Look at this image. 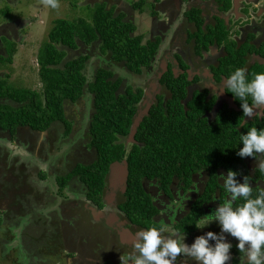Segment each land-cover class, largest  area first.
<instances>
[{
	"label": "trees",
	"instance_id": "16d2710c",
	"mask_svg": "<svg viewBox=\"0 0 264 264\" xmlns=\"http://www.w3.org/2000/svg\"><path fill=\"white\" fill-rule=\"evenodd\" d=\"M105 3H97L92 22L84 18L58 19L55 22L39 59V74L43 83L41 89L18 87L9 82L10 74L0 76V136L13 141L22 129L43 133L54 124L63 126L60 128L63 136L70 135L74 130V137H77L85 130L88 144L97 157L91 163H73L74 166H68L70 171L67 174L59 172L56 178L57 193L64 196L71 182L79 179L85 185L88 199L102 206L111 165L126 160L129 180L123 208L130 218L136 220L148 207L147 201L142 198L144 190L141 181L145 174L167 176L176 172L189 178L196 168L204 166L212 175L219 167L234 171L246 158L237 155L239 148L243 147L240 136L253 126L264 129V119L262 123L248 121L245 127H240L244 122L243 111L223 110L217 122L208 123L206 118H202L208 108L205 95L195 96L185 110L181 100L186 96V89L182 84L179 85L182 89L173 90L171 101L165 106L153 107L143 118L136 136L142 144L131 145L128 149L124 139L132 131L138 104L144 96L143 89L126 85L122 78H117L112 70L104 66L98 67L91 76V55L83 53V48L99 49L111 61L122 63L133 72L142 74L156 56L159 40L145 42L144 36L136 33L137 26L132 21L126 20L122 13L116 14L113 8H107L103 5ZM144 4L145 0L136 2L141 9ZM15 53L16 47L7 54L0 52V66L13 63ZM224 64L231 75L236 68L244 66L245 59L243 54L232 53ZM262 70L261 66L254 67L249 79L253 73ZM89 98L92 101V115L86 119L85 127L81 124V129L77 130L78 125L73 127L68 114L71 110L68 109ZM0 162L6 168L3 174L0 171V188L5 194V197L1 195V199L7 200L12 207L5 208L4 214L0 208V231L3 229L6 232L8 220L5 213L10 211L11 215H15L14 219L26 216L23 214L24 202L31 199V203L33 199L35 203L43 204L45 194L37 192L31 183L33 177L23 174L27 165L20 166V175L16 167L8 166L5 158ZM40 178L47 180L48 173L42 171ZM215 186L216 183H212L211 190ZM261 190L264 189L253 190V196ZM199 210L194 208L190 221L202 213ZM45 216L48 215L41 214L40 219ZM55 217L58 221V217ZM59 224L55 222L56 226ZM189 228L195 229V223ZM33 230L36 231L31 227L30 232ZM39 231H42L41 228ZM36 234L39 235L37 231ZM32 241L36 240L32 238ZM33 258L35 260L36 255L30 260Z\"/></svg>",
	"mask_w": 264,
	"mask_h": 264
},
{
	"label": "flooded vegetation",
	"instance_id": "af4514ba",
	"mask_svg": "<svg viewBox=\"0 0 264 264\" xmlns=\"http://www.w3.org/2000/svg\"><path fill=\"white\" fill-rule=\"evenodd\" d=\"M98 1L123 6L121 0ZM134 1L136 3L141 0ZM2 2L0 0V14L4 10L1 9ZM147 6L151 10L150 14L148 9H145ZM138 10L146 16V19L151 17L150 28L160 30V36L150 38L142 32H137L144 36L145 42L159 41L156 56L151 65L144 68V71L150 69V72L151 70L154 72L155 78H150V91L148 84L146 87L134 86L136 89L142 88L144 92L135 118L142 115L145 117L153 107L165 106L172 100L173 90L182 89L179 86L182 84L186 89V96L181 100L185 110L195 96L205 95L208 108L205 109L202 118H206L208 123L217 122L223 110L243 111L241 102L231 92L227 90L221 92L223 79L230 76L224 62L232 53L239 54V56L243 54L245 59L243 68L247 69L249 75L256 66H261L264 71V0H145L143 8L138 7ZM120 13L123 12H116V14ZM128 20L137 26L134 20ZM3 25L5 26L0 28V33L11 26V31L17 34L20 27L16 20L13 23L10 20L8 24ZM163 41L170 42L164 49H162ZM0 52L4 53L3 49L0 48ZM92 58L94 56L91 55ZM126 85L129 84L126 83ZM220 85L221 90L218 88ZM146 95L151 100H146ZM89 102L92 103L90 98ZM248 103L252 105L250 97ZM91 115L92 106L90 105L87 118H84L86 117L84 114L76 116L74 112L69 118L73 127L76 128L77 124V130H80L81 124L84 120L90 119ZM245 119L262 123L264 107L256 109L252 119L244 117ZM61 126L54 124L52 128L43 133L22 129L15 140H19L24 151L30 150L33 142L38 145L37 135L33 137L31 134H45L46 140L49 136L50 141L53 142L54 130H60ZM60 132L63 133L62 130ZM74 134L73 130L65 137L73 139ZM130 134L124 139L128 149L131 145L142 144L136 139L137 133L134 141L132 139L129 141ZM65 144H69L68 141ZM41 146L45 148V142L41 143ZM28 154L33 153L29 151ZM260 162H264V156L246 157L234 170L237 173V179L241 182L244 176L251 177L253 190L264 189V172L259 169ZM5 169L0 164L1 174ZM227 172L225 167H219L212 175L211 171L204 166L196 168L189 178H184L176 172H171L167 176H158L154 173L145 174L141 181L144 190L142 198L147 201L148 207L144 213H140L136 220L130 218L123 208L127 200L129 174L127 183L121 182L120 179L112 183L107 178L102 206L88 199L85 185L82 184L81 199L72 201L71 207L64 210L66 215L58 217V221L56 217L50 219L49 216H45L44 218L48 219L45 224L47 230L39 227L42 230L40 234L45 232L51 238L57 236V241H49V243L61 244L63 242L67 248H65L68 254L67 259L73 260L74 264H121V256L127 258L134 253L132 240L135 233L153 226L161 230L164 236L178 232L180 238L184 237L185 243L191 245L197 236L204 235L208 231L220 232V225L215 220L203 228H198L196 225H200L206 219L205 216L212 214L227 198L228 194L221 185L222 180L219 179L221 173L226 175ZM212 183H216L214 190H211ZM36 190L39 191L37 188ZM239 203L240 201H237V204ZM194 208L200 209L202 213L190 221L189 218L193 215ZM42 220L45 219H40ZM186 221L189 224L186 225ZM55 222H60V224L56 226ZM193 223L196 228L192 230L189 227ZM29 227L28 230L31 231L32 225ZM30 233L34 235H32L36 240L34 242L38 246L47 240L45 236L39 239L34 230ZM225 235L233 245L230 250L231 259L226 264H241V253L236 247L238 240L231 235ZM23 240H25L24 237ZM35 243H29L32 249H29V246L25 249V254L30 258L36 255L31 251L34 250L33 244ZM47 244L48 242L42 243L43 246ZM51 250L52 252L57 251L55 247ZM50 254L53 255V253ZM57 259L62 260V258ZM175 264H197V262L181 255L177 257Z\"/></svg>",
	"mask_w": 264,
	"mask_h": 264
},
{
	"label": "rangeland",
	"instance_id": "374dc122",
	"mask_svg": "<svg viewBox=\"0 0 264 264\" xmlns=\"http://www.w3.org/2000/svg\"><path fill=\"white\" fill-rule=\"evenodd\" d=\"M2 1L1 9L3 8L4 10H2L0 14V28L5 26L3 24H8L10 20L12 23L15 20L18 21L20 27L17 34L11 31V26L5 28L3 33H0V48L1 50L3 49L5 54L10 53L11 48L16 47L13 63L0 66V76L4 77L6 74H10L9 82L12 84H15L18 87H27L37 90L41 89L43 84L39 74V59L45 44L49 40V34L54 27L55 22L58 19L77 20L79 18H84L89 22H92L94 13L98 7L97 3L100 2L98 0H58L59 8L52 9L45 4V0ZM121 1L123 6H119L117 3L109 4L107 2L103 5L107 6V8H113L115 12H123L122 14L125 15V18L134 20L138 27V29H136L137 32H142L150 38L160 36V30L158 31L154 28V30H151L150 28L152 24V21L150 22L151 17L146 19V16L139 12L134 0ZM145 9H148V6ZM147 11L149 14L151 13L150 9ZM169 43V41H163L162 49L168 46L167 44ZM83 51V53L94 56L89 64V73L91 76L96 72L98 67L104 66L112 70L117 78H122L127 84L142 87H146L148 84L150 91L151 79L155 78L153 76V70L150 72V69H148L145 70L143 74H137L128 66L106 58V55L101 54L99 49H92L89 47L88 50L87 48H83ZM77 53L79 54V52H76V54ZM98 53L99 55H97ZM1 72L4 73L1 74ZM148 99H150V97L146 95V100ZM90 105L92 106L91 102L88 103L87 99H83L78 105H76V107L71 108L73 110L69 111L68 114L69 116H72L73 112L76 116L84 114L86 115L84 118H87ZM86 123L87 120H84L82 126L85 127ZM35 135H37L38 138V145L33 142L30 150L26 149V151L20 146L19 140L12 141L0 136V160L5 158V161L9 164L8 166L12 168L16 167L19 172L17 174L20 175L22 174L20 173V166L23 164L27 165L23 174L33 177L31 183L35 188L39 189L38 192L40 194H43L46 191V203H44V205L40 206V204L35 203V200L33 201V199L31 203V199L27 203L24 202L23 204L22 202L24 205L23 214H26V216L22 215V217L18 216L14 219L15 215H11L10 211L5 213L4 216L8 220V223L6 224L8 226H5V228L7 227L8 229L6 230L7 234H5L6 232L3 231V229L0 231V264H32L33 261H36L34 264H44L43 261L45 258H48L45 264L68 263L67 248L63 245V242H61V244H50L49 241L55 242L58 240L57 236L51 238V236L45 232L40 234V228L38 227L39 224H41V228L44 227L47 230L45 224L48 219L42 221H39V219L41 218V214L44 213L48 215L49 218L55 216L61 218L66 215L64 210L65 208L71 207L72 201L81 199L82 184L79 179H75L71 183L72 185L65 189L66 194H64V196L57 193L58 186L56 178L58 173L66 172L65 174H67V172L70 171L68 166H74L77 163H91L97 157L94 149L89 146V144H86V142L88 143V139L85 130L73 139H68L63 136L58 129L54 130L53 142L50 141L49 136V140H46V137L44 136L45 134H31L33 137ZM67 141L69 144H65ZM40 142L42 144L45 142V148L41 146ZM29 151L33 154H28ZM73 163L75 164L73 165ZM42 170L48 173L47 182L42 181L40 178ZM4 178L5 177L3 176L2 179ZM3 192L2 188H0V208L2 213L5 208H12L7 200L1 199V195L5 197ZM12 205L14 206L15 204L12 203ZM16 206H14V208H17ZM20 207L22 208L21 204ZM20 207L19 209H21ZM1 218H3V216ZM11 219L14 221L12 222ZM34 222H37V224H34ZM13 223L15 225H13ZM30 225H32V227H34L39 233V239L44 236V238H47V240H45V242H48L47 245L43 246L42 243H45L43 241L41 242V245L38 246L32 241L34 235L28 230L30 229ZM23 237L25 240H23ZM30 242L35 243L33 244L34 250H32L33 254L36 253L35 260L34 258L30 260V257L25 254L27 246H29V249H32L31 244H29ZM2 243L6 244L2 245ZM26 243H28V245H26ZM53 245H55L54 247L57 249L56 252H52L51 250L54 248ZM50 253H53L55 257L53 255L51 256ZM56 257L62 258V260L60 261Z\"/></svg>",
	"mask_w": 264,
	"mask_h": 264
},
{
	"label": "clouds",
	"instance_id": "9594fccd",
	"mask_svg": "<svg viewBox=\"0 0 264 264\" xmlns=\"http://www.w3.org/2000/svg\"><path fill=\"white\" fill-rule=\"evenodd\" d=\"M45 4L52 9L59 8L58 0H45ZM221 85L218 87L221 92L227 90L241 101L245 118L252 119L255 110L264 107V71L253 73L249 79L246 68H236ZM247 121L245 119L240 127H245ZM240 141L243 147L237 155L241 158L264 156V129L250 127L240 136ZM259 169L264 172V162L259 163ZM219 179L227 198L196 225L203 228L215 220L220 225L219 233L208 231L189 245L178 232L164 236L158 228L148 227L135 233L132 240L134 253L127 258L121 256V264H175L181 255L190 257L197 264H226L231 259L233 245L225 234L238 240L236 247L241 253V264H264V190L253 196L251 177L244 176L241 182L231 169L226 175L221 173ZM237 201L241 202L237 204Z\"/></svg>",
	"mask_w": 264,
	"mask_h": 264
},
{
	"label": "water",
	"instance_id": "95a60500",
	"mask_svg": "<svg viewBox=\"0 0 264 264\" xmlns=\"http://www.w3.org/2000/svg\"><path fill=\"white\" fill-rule=\"evenodd\" d=\"M149 109H150V107H149ZM143 118H144V115L139 116L137 118H134V124H133V127H132V131H131V134H130L129 141H131V139L132 140L135 139V135L137 133V130H138ZM128 174H129V169H128L127 161L126 160H124L123 162L117 161V162H114L111 165L108 178L111 180L112 183L114 181L119 180L120 178H121L120 179L121 182L127 183Z\"/></svg>",
	"mask_w": 264,
	"mask_h": 264
},
{
	"label": "crops",
	"instance_id": "0c3cea01",
	"mask_svg": "<svg viewBox=\"0 0 264 264\" xmlns=\"http://www.w3.org/2000/svg\"><path fill=\"white\" fill-rule=\"evenodd\" d=\"M42 171H44V170H42ZM121 179V178H120ZM47 182L48 181V179L47 180H44V182ZM44 194L46 195V191L44 192ZM45 195H44V203H46V198H45ZM44 203L42 204V205H44ZM31 243V242H30ZM54 256V255H53ZM55 257V256H54ZM47 260H48V258H45L44 259V261H43V263L45 264L46 262H47ZM68 260V259H67ZM54 261V260H53ZM67 264H74V262H73V260H68V263Z\"/></svg>",
	"mask_w": 264,
	"mask_h": 264
}]
</instances>
